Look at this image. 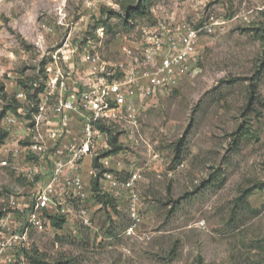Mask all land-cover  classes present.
<instances>
[{
    "label": "rangeland",
    "instance_id": "374dc122",
    "mask_svg": "<svg viewBox=\"0 0 264 264\" xmlns=\"http://www.w3.org/2000/svg\"><path fill=\"white\" fill-rule=\"evenodd\" d=\"M211 17L219 23L200 32L189 71L159 108L142 113L145 141H122L108 163L84 162L87 186L98 178L109 196L101 202L92 191L84 202L90 226L69 218L55 228L45 211L40 224L24 223L50 161L40 150L0 151L9 161L0 166V212L11 214L9 233L29 227L1 264H264V0H0V126L22 116L8 141L43 145L46 130L32 115L40 100L29 96L45 89L48 74L76 70L87 50L114 61L125 47L137 52L161 24L201 28ZM32 164L40 172L33 182L22 173ZM105 171L121 183L134 178L124 189L139 196L132 233L127 200L105 191Z\"/></svg>",
    "mask_w": 264,
    "mask_h": 264
},
{
    "label": "built area",
    "instance_id": "2783aa9c",
    "mask_svg": "<svg viewBox=\"0 0 264 264\" xmlns=\"http://www.w3.org/2000/svg\"><path fill=\"white\" fill-rule=\"evenodd\" d=\"M218 23L211 17L201 28L187 22L161 24L147 32L137 52L125 47L123 57L114 61L105 60L98 51L87 50L79 57L80 65L76 70L64 74L58 68L48 74L45 89L38 93L40 101L36 112L32 114L37 129L44 126L46 130L44 135L40 134L44 144L13 145L7 138L0 147L3 153H12L15 157L25 150H40L42 157L50 161L24 223L40 224V212L49 211L66 220L71 218L82 225H91L92 216L83 205L92 195L82 176L84 162L97 158L108 163L112 156L106 154L111 148L110 131L117 134L114 130L118 126L122 133L119 142L136 146L145 141L140 124L142 113L161 106L163 94L189 71L197 55L200 32H211ZM48 71L52 72V68L48 67ZM17 99L26 101V96L20 92ZM25 122L22 116L12 114L3 118L8 132L24 126ZM50 142L52 146L48 145ZM8 165L7 159H0L1 167ZM36 166L32 164L22 170L31 182L40 173ZM133 179L121 183L111 171L103 173L105 191L127 200L132 218L129 233L134 232L141 221L138 194L124 192L131 188ZM10 217L11 214L0 218V264L12 260L8 250L16 247V240L24 243L28 238L29 227L20 234L9 233ZM20 257L24 259L23 255Z\"/></svg>",
    "mask_w": 264,
    "mask_h": 264
},
{
    "label": "trees",
    "instance_id": "16d2710c",
    "mask_svg": "<svg viewBox=\"0 0 264 264\" xmlns=\"http://www.w3.org/2000/svg\"><path fill=\"white\" fill-rule=\"evenodd\" d=\"M140 6H141V4L137 8L140 9ZM132 9H133V7H129L128 8V11H127V17L128 18L131 17ZM142 10H143L144 13L147 12L145 7H143ZM262 37L264 38V34H263ZM254 87L255 86L253 85V88ZM1 90L4 91V88L1 87ZM41 90H43V86L41 88H39L34 95H30L29 98L33 99L35 102H37L38 93ZM254 91H255V89L252 91V94L250 96V105L253 104L254 101L256 100V98H255L256 96L253 93ZM103 129H107V128L103 127ZM242 134L246 135L247 132H244ZM110 135H111L110 136V146H111V148H110V150H108V152H106V154H117L123 148L122 143L119 142L118 134H114L112 131H110ZM8 136H9V132L6 129H4L3 127L0 126V146L5 143V141L8 138ZM95 164L98 165V159L97 158L95 160ZM92 191H93V196L94 197H97L101 202H107L106 198L109 197L108 194H100L99 193L101 191V189H100V183H99L98 178H95V179L92 180ZM45 213H46L47 217L49 218L52 226H54L55 228H62L64 226L65 221H66L64 216L59 215V214H57L55 212H49V211H46ZM1 216H2V212H0V218H1ZM34 261H35L36 264H40V262L37 261L36 259Z\"/></svg>",
    "mask_w": 264,
    "mask_h": 264
}]
</instances>
